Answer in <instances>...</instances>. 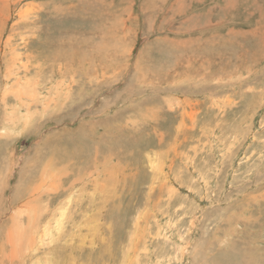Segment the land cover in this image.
Returning a JSON list of instances; mask_svg holds the SVG:
<instances>
[{
    "label": "rangeland",
    "instance_id": "rangeland-1",
    "mask_svg": "<svg viewBox=\"0 0 264 264\" xmlns=\"http://www.w3.org/2000/svg\"><path fill=\"white\" fill-rule=\"evenodd\" d=\"M3 103V200L54 168L77 264H264V0H0Z\"/></svg>",
    "mask_w": 264,
    "mask_h": 264
},
{
    "label": "bare ground",
    "instance_id": "bare-ground-1",
    "mask_svg": "<svg viewBox=\"0 0 264 264\" xmlns=\"http://www.w3.org/2000/svg\"><path fill=\"white\" fill-rule=\"evenodd\" d=\"M3 25V24H2ZM24 80V79H23ZM26 80V79H25ZM24 83V82H23ZM9 85V84H8ZM19 87V86H18ZM63 87V86H62ZM32 89V88H31ZM12 95H14L15 98L20 99L22 97V93L20 90L10 91ZM47 92V91H46ZM10 93V94H11ZM11 96V95H9ZM30 96V95H29ZM13 97V98H14ZM23 98V97H22ZM26 98V97H25ZM6 99V96L4 94L3 101ZM28 99V98H27ZM2 100V97H1ZM24 107V105H23ZM0 108H5L7 110V103H3ZM11 109V108H10ZM29 111L25 107V111L21 112L22 105L17 108L19 114H25L24 121L28 122V114L30 112V108H28ZM24 110V109H23ZM8 111V110H7ZM14 111V110H12ZM9 112V111H8ZM7 112V113H8ZM3 114V113H2ZM6 116H9L7 119V122L13 120V125L17 122H20L19 119L13 118L11 113H8ZM11 118V119H10ZM7 124L4 125V127ZM26 126H29L24 124ZM25 126V127H26ZM23 126V128H25ZM20 133V132H19ZM7 134L5 130L0 135ZM13 138V137H12ZM47 154V153H46ZM59 155V154H58ZM60 157V156H59ZM60 160V158H59ZM62 160V159H61ZM40 166V165H39ZM28 167V166H27ZM47 167V166H46ZM47 173V174H43ZM72 173V172H71ZM59 174V173H58ZM63 174V173H62ZM74 174V173H73ZM76 174V173H75ZM40 177L38 178L39 181L35 183H31L29 185H26L23 190V195L27 198V203H23L20 205V203H17L16 205L14 202H18L17 198L20 196L19 194L15 197L13 202L9 204V200L4 199V192H6L5 186L3 188H0V206L4 203L8 204L7 209L12 210L15 215L10 217V219H7V223L5 225H0V264H4L5 262L7 264H77V255L75 254V248L74 247H84L87 245L88 241H90V238L86 240L89 233V225L85 226V220L82 219L78 222H70L69 228H64L62 220H65L66 214L69 215L70 213H66V207L65 204L62 206L57 207L54 211H49L50 204L52 203V200H48V202L43 205L41 203L43 196L51 195L52 199H55L57 195H59V192L57 193V187L59 185H55L57 183L56 179V173L54 171V168L48 167L41 171L39 174ZM61 176V175H60ZM58 176V180L61 181V177ZM67 176V175H65ZM63 177V176H62ZM75 177V175H73ZM87 177V175H86ZM24 178V177H23ZM21 178V179H23ZM72 178V177H71ZM70 178V179H71ZM28 181V180H27ZM81 181V180H80ZM66 182H69L66 180ZM73 182V181H72ZM64 184V183H63ZM72 184V183H70ZM1 185V184H0ZM17 185V184H16ZM62 185V184H61ZM78 185V184H77ZM69 186V185H68ZM74 186V185H73ZM17 187V186H16ZM14 188V187H13ZM20 188V187H19ZM70 188V187H69ZM7 189V187H6ZM4 190V192H3ZM8 190V189H7ZM19 190V189H18ZM71 190V189H70ZM70 190H67L70 191ZM87 190V189H86ZM22 191V190H21ZM72 192V191H71ZM70 192V193H71ZM77 192V191H76ZM16 193V192H14ZM12 192V194H14ZM11 194V195H12ZM72 194V193H71ZM77 194V193H76ZM61 196V195H60ZM80 196V195H79ZM78 196V197H79ZM11 197V196H10ZM13 197V196H12ZM74 197V196H73ZM82 197V196H80ZM26 199V198H25ZM24 199V200H25ZM45 199V197H44ZM70 199V198H69ZM68 199V200H69ZM74 199V198H73ZM81 199V198H80ZM79 199V200H80ZM65 200V199H63ZM67 200V201H68ZM57 201V200H56ZM62 201V200H61ZM21 202V201H20ZM44 202V201H43ZM63 202V201H62ZM70 202V201H69ZM81 202V200H80ZM67 203V202H66ZM74 203V202H73ZM78 203V201H77ZM76 203V204H77ZM83 203V202H82ZM59 204V203H58ZM71 203L68 205L70 206ZM61 205V204H60ZM67 205V204H66ZM80 205V203H79ZM78 205V206H79ZM82 205V204H81ZM74 206V205H73ZM20 207V210H16V208ZM76 207V206H75ZM80 207V206H79ZM82 207V206H81ZM86 207V206H85ZM54 208V207H53ZM68 208V207H67ZM74 208V207H73ZM1 209V208H0ZM69 209V208H68ZM72 209V207H71ZM14 210V211H13ZM5 211V210H4ZM73 211V209H72ZM2 212V211H1ZM48 212L50 215L47 217V221L44 222L42 225H39V223L43 220V215H48ZM69 212V211H68ZM87 212V211H86ZM4 213V212H3ZM79 213V212H76ZM75 213V215H76ZM85 213V212H84ZM2 214V213H1ZM8 214V213H7ZM25 214V215H24ZM73 214V213H72ZM81 214V213H80ZM4 215V214H3ZM82 215V214H81ZM86 215V214H85ZM5 216V215H4ZM26 217V221L28 219V223H26L25 227L23 226V223H20V228L17 229L16 225L19 224L17 221H21L23 217ZM87 216V215H86ZM90 216V215H89ZM88 216V217H89ZM65 219H64V218ZM70 217V215L68 216ZM72 217V216H71ZM83 217V216H82ZM80 217V218H82ZM88 217L86 218L88 220ZM45 218V217H44ZM92 218V217H91ZM95 218V217H94ZM2 219V218H1ZM5 219V220H6ZM68 219V218H67ZM71 219V218H70ZM68 219V221L70 220ZM75 219V218H74ZM73 219V220H74ZM79 219V218H77ZM97 219V218H96ZM46 220V219H45ZM92 220V219H91ZM1 221V220H0ZM94 222V220H92ZM90 221V222H92ZM96 223V220L95 222ZM23 224V225H22ZM98 225V223H96ZM95 225V224H94ZM30 228V231H28L27 227ZM93 227V226H92ZM97 228V227H96ZM99 228V227H98ZM97 229H95L96 231ZM94 231V230H93ZM94 234V232H93ZM95 234H97L95 232ZM92 235V234H91ZM62 239L68 238L72 241V243L66 244V246L61 249L56 248L55 246L58 244L57 241ZM64 237V238H63ZM90 237V236H89ZM92 237H95V235ZM97 237V235H96ZM93 239V238H92ZM91 239V242L93 240ZM95 239V238H94ZM69 240V241H70ZM65 241V240H64ZM68 241V240H67ZM68 241V242H69ZM70 241V242H71ZM66 242V241H65ZM87 242V243H86ZM89 242V243H91ZM57 243V244H56ZM60 243V242H59ZM62 244V243H61ZM60 244V245H61ZM50 245V246H49ZM59 245V246H60ZM77 245V246H76ZM43 247V248H41ZM50 247V248H49ZM55 247V248H54ZM62 247V246H60ZM54 248V249H53ZM71 248V249H70ZM53 249V251H50ZM75 249V250H74ZM78 249V248H77ZM84 249V248H83ZM43 252V254H40L36 256V258H30V253L33 254L35 251ZM81 250V249H80ZM47 252V253H46ZM82 252V251H81ZM45 253V254H44ZM85 254H87L85 252ZM84 255V254H83ZM81 255V257L83 256ZM87 257V256H86ZM85 259V258H84ZM223 259V258H222ZM13 261V262H12ZM79 262V261H78ZM232 262V261H231ZM81 263V262H80ZM83 263V261H82ZM222 263V262H221ZM84 264V263H83Z\"/></svg>",
    "mask_w": 264,
    "mask_h": 264
}]
</instances>
